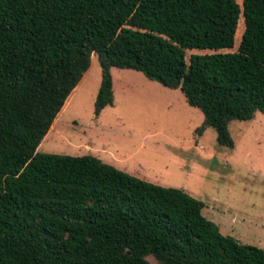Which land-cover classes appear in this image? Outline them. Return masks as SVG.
Masks as SVG:
<instances>
[{
  "label": "trees",
  "instance_id": "16d2710c",
  "mask_svg": "<svg viewBox=\"0 0 264 264\" xmlns=\"http://www.w3.org/2000/svg\"><path fill=\"white\" fill-rule=\"evenodd\" d=\"M242 26L236 51L187 59L234 48ZM93 54L96 116L111 67L180 87L221 145L231 120L264 113V0H0V264H264L183 189L37 151Z\"/></svg>",
  "mask_w": 264,
  "mask_h": 264
},
{
  "label": "rangeland",
  "instance_id": "374dc122",
  "mask_svg": "<svg viewBox=\"0 0 264 264\" xmlns=\"http://www.w3.org/2000/svg\"><path fill=\"white\" fill-rule=\"evenodd\" d=\"M244 28L237 30L234 48L192 49L187 59L236 51ZM110 72L114 100L96 116L103 68L93 54L37 151L94 155L143 180L183 189L203 201V215L223 234L264 248V113L231 120L234 145H221L216 130L205 125L204 113L188 103L180 87L165 86L132 68L111 67Z\"/></svg>",
  "mask_w": 264,
  "mask_h": 264
}]
</instances>
